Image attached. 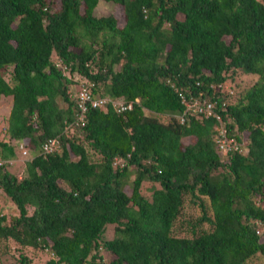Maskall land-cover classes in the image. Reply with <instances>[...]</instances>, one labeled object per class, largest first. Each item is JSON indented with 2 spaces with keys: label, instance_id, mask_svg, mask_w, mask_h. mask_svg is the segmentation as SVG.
<instances>
[{
  "label": "trees",
  "instance_id": "trees-1",
  "mask_svg": "<svg viewBox=\"0 0 264 264\" xmlns=\"http://www.w3.org/2000/svg\"><path fill=\"white\" fill-rule=\"evenodd\" d=\"M75 84L105 108L76 120ZM0 96L18 264H264V0H0ZM181 97L214 102L236 147Z\"/></svg>",
  "mask_w": 264,
  "mask_h": 264
},
{
  "label": "rangeland",
  "instance_id": "rangeland-1",
  "mask_svg": "<svg viewBox=\"0 0 264 264\" xmlns=\"http://www.w3.org/2000/svg\"><path fill=\"white\" fill-rule=\"evenodd\" d=\"M120 7L110 3V2H101L99 1L96 5L93 13L95 16L99 15H108L112 14L114 17L118 16ZM53 57V55L51 56ZM245 77V76H244ZM238 76L236 78V81L242 83L243 80H248L247 77ZM79 85V83H77ZM75 84L73 86V89H77L78 86ZM72 89V91H73ZM11 104V98L10 96H0V140H6L7 135L4 134L3 126H4V119L8 115V111L10 109ZM9 142H12V140L9 139ZM244 144V143H243ZM242 144V145H243ZM25 149V148H24ZM244 149H242L243 151ZM21 148L18 146L15 149V155L11 161H8V170L17 173V177L20 176V171L23 169V162L27 159V152L26 154L21 155L20 154ZM31 212V208H27V213ZM0 213L7 214L8 216L13 215L15 213V209L12 207V205L8 202V198L4 195L2 190L0 189ZM9 241V240H8ZM3 242H1L0 246V263L1 264H18V261L16 260L17 253L15 250V245L8 242L6 246H3ZM47 249L40 250L36 249L33 250L31 248L27 249L25 251V254L30 257V264H41L48 256H47ZM262 258L255 256V258L250 259L249 262L246 264H261Z\"/></svg>",
  "mask_w": 264,
  "mask_h": 264
},
{
  "label": "built area",
  "instance_id": "built-area-1",
  "mask_svg": "<svg viewBox=\"0 0 264 264\" xmlns=\"http://www.w3.org/2000/svg\"><path fill=\"white\" fill-rule=\"evenodd\" d=\"M221 90H225L228 88L226 84L219 85ZM76 96L78 97V111L76 113V120H81L83 117V113L86 109V102L89 101L92 106L99 105L100 107L105 106L108 99L106 98H94L89 96L88 93L84 90L83 86H79V88L76 90ZM181 102L184 105L183 113L187 116H193L195 118H212L216 122L215 130L216 133H214L213 138H215V141L217 143V147L220 151H226L229 148H235L234 140L231 138H228L225 134V130L221 127L220 123V109H217L215 107V103L211 101H203L198 99H184L181 97ZM113 105L115 107V104L113 102ZM117 106H121V103H116ZM180 120H184V116L182 115L180 117ZM45 149H48V146L44 147Z\"/></svg>",
  "mask_w": 264,
  "mask_h": 264
},
{
  "label": "clouds",
  "instance_id": "clouds-1",
  "mask_svg": "<svg viewBox=\"0 0 264 264\" xmlns=\"http://www.w3.org/2000/svg\"><path fill=\"white\" fill-rule=\"evenodd\" d=\"M75 92H76V90H75ZM94 98H96V97H94ZM104 98V97H103ZM73 99V98H72ZM107 99V98H106ZM108 101H109V99H108ZM107 101V102H108ZM105 106H106V104H105ZM105 106H103V107H101V108H105ZM77 113V112H76ZM76 113H75V115H76ZM193 117V116H192ZM194 119H199V118H195V117H193ZM201 119H207V118H201ZM210 119H212V118H210ZM214 120V119H213ZM215 125H216V123H215ZM215 128V127H214ZM45 146H48V149H45L44 147ZM51 146H52V143H47V144H45V145H43V149H42V152L41 153H43V154H46V153H48V152H50L51 151ZM59 147V146H58ZM58 147H56V149L58 148ZM20 154L21 155H23V154H25V150H23V147L21 146V151H20Z\"/></svg>",
  "mask_w": 264,
  "mask_h": 264
}]
</instances>
